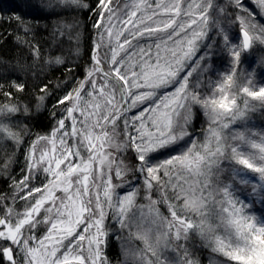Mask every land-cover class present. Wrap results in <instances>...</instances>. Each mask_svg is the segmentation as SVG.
Masks as SVG:
<instances>
[{"label": "snow or ice", "instance_id": "6c2138e0", "mask_svg": "<svg viewBox=\"0 0 264 264\" xmlns=\"http://www.w3.org/2000/svg\"><path fill=\"white\" fill-rule=\"evenodd\" d=\"M57 6L95 17L87 67L56 98L55 125L31 142L20 120H30L26 85H0V171L13 193H0V264H112L110 238L122 264H199L192 235L227 264H264V215L252 211L264 205V130L247 126L264 109V58L257 71L250 55L264 47V0ZM15 19L27 36L31 26ZM63 27L71 40L78 24ZM32 41L35 62L42 44ZM17 153L19 179L9 172Z\"/></svg>", "mask_w": 264, "mask_h": 264}, {"label": "trees", "instance_id": "16d2710c", "mask_svg": "<svg viewBox=\"0 0 264 264\" xmlns=\"http://www.w3.org/2000/svg\"><path fill=\"white\" fill-rule=\"evenodd\" d=\"M219 2H223V0H219ZM82 3L91 6L94 5V0H82ZM62 11L42 9L34 0H9L7 7L0 6V85L5 88L12 83L26 85L25 92L19 94V100L31 109L28 114L30 120H24L23 117H20V120L30 128L33 134L29 137V142L34 139L35 134H46L51 130L56 123V120L52 118V113L58 111L53 107L56 98L63 96L67 89L74 87L73 75L78 80L82 77L83 69L87 67L89 47L93 36L92 22L95 17L87 9H79L80 17L84 22H81L80 27L78 26L75 31H72V39L70 40L69 36H65L66 32L63 26L69 24L75 14L73 11L67 10L66 13L64 10ZM50 12H59L60 14L49 15ZM17 16L26 25L31 26L32 31L27 36L24 35L23 28L15 19ZM73 23L77 24L76 22ZM61 32L63 36L59 35ZM77 32L81 36L79 43L76 42ZM33 34L36 35L37 41L42 44L43 52V58L35 62L29 56L24 44L25 40L32 41ZM32 42L35 43L36 41ZM57 44L59 47L56 46ZM50 56L59 57L64 61V65L46 63ZM258 63L259 61L256 65ZM44 84L49 85V95L43 101H40L39 98L44 95L41 91ZM194 123L197 130L202 125L207 126L202 112L196 113ZM247 126L249 128H264V109L250 112ZM234 127L243 130L239 122ZM9 155H11V150H9ZM4 158L3 153L0 152V163L3 162ZM24 166L23 154L17 153V158L9 165V172L14 178L18 179ZM7 175V173L0 171V193L10 195L12 194V181L7 179ZM249 190L247 189V192ZM259 213L264 215V205ZM194 238V241L197 242L196 245H199L200 240L198 237ZM109 248L108 255L113 264H122L117 241H109ZM195 253L196 256L201 258L200 264H204V255L199 254L197 251Z\"/></svg>", "mask_w": 264, "mask_h": 264}, {"label": "rangeland", "instance_id": "374dc122", "mask_svg": "<svg viewBox=\"0 0 264 264\" xmlns=\"http://www.w3.org/2000/svg\"><path fill=\"white\" fill-rule=\"evenodd\" d=\"M8 1L9 0H0V6H4V8L7 7ZM34 1H36L40 5V7L42 9H45V10H53V11H59L60 10L61 12H63L62 10H64L65 13H66L67 10L68 11H73V13L75 14V16H73L74 18L71 20L72 22L71 21L69 22V24L75 25L73 22H76L78 24V26L80 27L79 24L81 22L82 23L84 22L83 19L80 17V12L78 10L77 11L73 10L75 8V6H72V8H69V9H63V8H60V7L57 6V0H34ZM84 4L85 5H88L87 3H84ZM64 31L66 32L65 33L66 34L65 36L68 37L69 36V30L66 29V28H64ZM72 33L73 32H71V34ZM79 40H81V36H79ZM262 49H263V51H262ZM250 55H252L253 57H256L255 60L258 59V58H259V60L261 58H264V47L257 46L256 48H254V50L252 51V53ZM257 55H259L258 58H257ZM259 60H257V61H259ZM255 65H256V63H255ZM255 65H254V67H256L257 68V71H259V63L256 66ZM257 78L259 79V76ZM57 118H59V116ZM252 129L254 131L264 130V128H252ZM128 155L130 156L131 154L129 153ZM125 163H131V161L126 159L125 160ZM249 192H250V190H249ZM12 194H10L9 196H11ZM262 208H263V205L256 204V205H253L252 211L256 215L259 216L260 215L259 212H260V210ZM161 211H163L165 215H168V213L165 211V209L162 208ZM217 234L224 235L223 232H219ZM194 237H198V239L200 240L199 245H196L197 242L194 241V239H195ZM112 240L113 241H117V244L119 245V255L121 257V261H123V257L121 256V244H120V241L117 240L116 238H110V241H112ZM186 247H188L189 251L192 253L193 259L197 260L199 262V264H200L201 258H199L198 256H196L195 251H197L199 254L202 253L204 255V257H203V263L204 264H227V258L226 257H223L219 253L213 252L211 250V248L207 246V242L206 241H203L198 235H192L191 238H190V240H189V242L187 243ZM109 250H110V248H108V253H109ZM166 255L171 259V258H173V255L174 254L171 251H169V252L166 253ZM112 264H113V261H112Z\"/></svg>", "mask_w": 264, "mask_h": 264}]
</instances>
